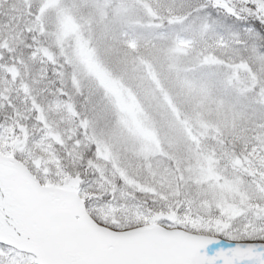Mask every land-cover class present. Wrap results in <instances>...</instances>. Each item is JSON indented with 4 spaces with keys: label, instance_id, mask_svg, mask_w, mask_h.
<instances>
[{
    "label": "rangeland",
    "instance_id": "1",
    "mask_svg": "<svg viewBox=\"0 0 264 264\" xmlns=\"http://www.w3.org/2000/svg\"><path fill=\"white\" fill-rule=\"evenodd\" d=\"M27 2L33 14H43L44 46L10 57L12 66L0 49V76L9 74L0 77V89L26 117L25 143L51 156L84 118L104 161L134 184L167 186L169 196L198 214L190 226L207 230L204 218L216 211L254 219L264 208V55H245L242 41L230 44L228 36L190 20L191 4L178 0ZM27 20L31 33L34 21ZM9 22L14 29L22 23L0 17V25ZM10 37L29 40L15 30ZM60 61L68 66L61 76L70 99L44 85L47 68ZM84 90L97 96L99 111L80 107ZM26 96L35 99L26 104ZM6 118L16 111L0 107V121ZM53 120L59 131H52ZM210 242L196 238L199 246Z\"/></svg>",
    "mask_w": 264,
    "mask_h": 264
},
{
    "label": "snow or ice",
    "instance_id": "2",
    "mask_svg": "<svg viewBox=\"0 0 264 264\" xmlns=\"http://www.w3.org/2000/svg\"><path fill=\"white\" fill-rule=\"evenodd\" d=\"M0 14L34 16L27 0H0ZM186 15L230 44L242 41L245 55H264V0H194ZM14 30L0 25V47ZM57 91L71 98L66 84ZM0 107L16 111L0 121V264H264V208L254 219L216 211L204 218L208 229L197 230L190 225L198 214L167 186L120 177L86 119L74 121L76 134L53 142L49 156L24 142L26 117L4 89ZM203 236L211 238L206 247L196 243Z\"/></svg>",
    "mask_w": 264,
    "mask_h": 264
},
{
    "label": "trees",
    "instance_id": "3",
    "mask_svg": "<svg viewBox=\"0 0 264 264\" xmlns=\"http://www.w3.org/2000/svg\"><path fill=\"white\" fill-rule=\"evenodd\" d=\"M181 2L192 5L194 3V0H178V3H181ZM42 15L43 14H38V12L36 11V13H34L33 17L24 16L22 18H19L22 21V23L15 27L16 35L17 34H19V36L24 35V34L28 35L29 40L23 44H18L17 42L14 43V41L10 40L11 37L8 38L7 40H5L4 46L0 47V49L3 50V52H4L3 54H4L5 59L9 58L7 60L9 65L12 66L13 61L15 60V59H12L10 57L14 56L16 58V60H19V58L27 57L33 51H36L37 48L44 46V44L40 43L41 40L39 38V36L41 35L39 30H41L44 27V24L42 21V17H43ZM0 17L3 18L4 16L1 14ZM27 19H31L34 21V22H32V25L36 28V30L35 29L30 30L31 33H29L27 31L26 26H25V22H28ZM156 21H158V20H156ZM164 22H165L164 25H166V27H168L169 22H167V20H165ZM29 35H31V36H29ZM34 38L37 40H35ZM60 60L62 61V59H60ZM61 61H60L59 67L52 65V66H49L47 68V70L45 71L46 77L44 78V85L51 84L55 89V91L51 90L54 94L59 93L57 91V89L61 86V83H63V77L61 76V74H62L61 72L68 70V66L65 64V62H61ZM54 70H55L56 74H54ZM1 74L2 75L0 77H2V76L4 77V74L6 75V77H9V74H6V72L1 71ZM68 87H69V85H68ZM91 96H92V94L90 91L84 90L82 92L81 96L78 98L79 105L85 111H89L88 108L94 107V111L97 112V111H99L100 106L98 104L100 102H98L97 96L93 97V98H91Z\"/></svg>",
    "mask_w": 264,
    "mask_h": 264
},
{
    "label": "bare ground",
    "instance_id": "4",
    "mask_svg": "<svg viewBox=\"0 0 264 264\" xmlns=\"http://www.w3.org/2000/svg\"><path fill=\"white\" fill-rule=\"evenodd\" d=\"M237 255L238 256H242V255H245V253L244 252H239Z\"/></svg>",
    "mask_w": 264,
    "mask_h": 264
}]
</instances>
